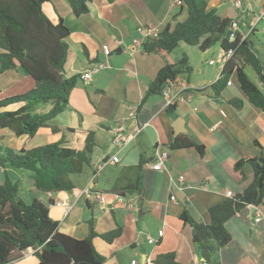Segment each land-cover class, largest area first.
Segmentation results:
<instances>
[{"label": "crops", "instance_id": "crops-1", "mask_svg": "<svg viewBox=\"0 0 264 264\" xmlns=\"http://www.w3.org/2000/svg\"><path fill=\"white\" fill-rule=\"evenodd\" d=\"M227 1L208 0V8L215 7L222 17L237 20V32L244 38L250 33L253 39L264 38V15L259 18L264 0H240L233 15ZM183 4L182 0L179 4L173 0H93L88 13L77 16L68 0L44 3L43 10L50 20L57 23L63 19L70 30L66 76L87 72L90 76L86 80L80 77L68 107L34 136H17L8 127L0 128L1 155L6 149L20 151L54 142L83 149L88 133L94 132L91 164L73 177L76 187L71 191H40L30 170L6 166L0 172L6 171L17 182L21 199L41 201L50 216L59 221L62 233L78 239L88 236L90 214L98 233L121 226V235L112 243L100 237L93 240L97 251L106 257L103 264H131L133 259L138 264H154L158 254L168 252H174L180 263L206 261L194 241L192 226L182 220V214L199 223H210L211 206L225 199L228 190L242 193L253 181L252 166L245 163L236 170V163L261 158L264 153V111L243 91L237 72L233 69L228 81L219 90L215 88L223 70L219 58L224 51L220 46L216 59L207 57L212 47L191 55L183 46L187 44L180 42L171 52L148 53L142 43H135V39L142 40L139 28L149 26L161 31L181 20L186 8ZM104 45L111 46L109 55L103 52ZM183 56L192 68L190 73L177 77L188 86L183 92L185 99L170 110L162 94L145 98L158 72ZM211 59L214 64L209 63ZM96 62H105L109 67L93 71L91 65ZM255 83L261 85L259 78ZM34 86V80L18 68L0 73V97L26 92ZM234 100H241V106L237 107ZM50 107L37 105L36 112H47ZM131 108H136L133 115ZM53 126L58 130L53 131ZM118 127L132 136L123 147L113 142ZM177 136L202 145L203 153L194 147L170 150L168 146ZM157 146L169 152L162 170L151 166ZM116 154L119 161L109 162ZM141 158L146 159L142 166ZM180 176H184L183 182ZM138 177L142 193H129L128 186ZM173 194L183 201H173ZM225 226L232 240L219 251L221 264H264V202L246 206ZM149 237L155 242L149 243ZM13 263L37 264L34 250H25Z\"/></svg>", "mask_w": 264, "mask_h": 264}, {"label": "trees", "instance_id": "trees-1", "mask_svg": "<svg viewBox=\"0 0 264 264\" xmlns=\"http://www.w3.org/2000/svg\"><path fill=\"white\" fill-rule=\"evenodd\" d=\"M50 0H0V73L18 68L29 75L35 86L29 91L14 94L0 100V128L8 127L17 136H34L69 105L70 94L76 87L80 75L67 77L65 66L69 46L68 26L60 19L50 20L43 10L44 3ZM93 0H68L73 12L83 15L89 11ZM187 9V17L177 20L173 26H166L157 38L143 43L144 50L171 52L180 42L207 50L219 44L224 52L233 49L234 53L226 62L216 89L228 81L233 69L237 72L241 87L250 101L264 111V63L257 55L255 41L250 33L245 38L238 32L234 38L226 37L230 24L229 17H222L215 7L208 8V0H182ZM182 6V7H183ZM256 72L261 85L248 76L246 67ZM192 70L187 56L176 64L166 65L151 82L145 94L148 98L162 94L167 79H176L182 73ZM21 104L14 110L10 105ZM51 106L47 112H36L37 105ZM237 107L241 100H234ZM170 106L168 109H172ZM53 131L58 128L52 127ZM258 145V142H255ZM196 148L201 154L204 147L194 140L177 136L170 143V150ZM94 149V132L90 131L83 149L64 146L63 142L48 143L13 151L6 149L0 154V169L11 166L34 173L36 187L42 192L71 191L76 185L73 177L83 172L91 164ZM264 153L261 158L239 160L235 169L240 170L245 163L253 169V181L242 192L226 197L209 208L210 223H199L187 214L182 220L193 228V238L206 261L221 264L219 251L227 245L232 236L226 229V222L246 206H258L264 202ZM146 159H140V166ZM4 171V170H3ZM129 193H142L140 177L135 184L128 186ZM90 232L82 239L59 231V221L52 218L47 207L39 200L26 202L18 195V185L6 171L0 182V264H14L25 250L33 249L37 264H103L106 257L100 254L94 238L100 237L112 243L122 233V227L98 233L94 221L88 219ZM154 264L180 263L174 252L158 254Z\"/></svg>", "mask_w": 264, "mask_h": 264}, {"label": "built area", "instance_id": "built-area-1", "mask_svg": "<svg viewBox=\"0 0 264 264\" xmlns=\"http://www.w3.org/2000/svg\"><path fill=\"white\" fill-rule=\"evenodd\" d=\"M173 1L176 4L177 3L179 4L181 2V0H173ZM235 5L239 7L241 5V1L237 0L235 2ZM263 15H264V10L261 12L259 18L262 17ZM238 26H239L238 21L234 20L230 24V30L236 31L238 29ZM139 32L141 34L142 40L135 39V43L136 44L142 43V45L148 39L157 38L160 35V31L157 28L149 27V26H146V27L144 26V27L139 28ZM234 36L235 35L232 32L229 35V38L232 39V38H234ZM119 43H121V42L117 41V44H119ZM110 51H112V48L110 45H104L103 46V52L106 55H109ZM233 53H234L233 49H229L228 51L223 53L222 57L219 60L222 69L224 68V65L226 64V62L231 58ZM209 63L214 64L215 60L211 59L209 61ZM107 67H109V65L105 62H96V63L91 65V70L97 71L100 69H106ZM89 76H90V72H87L84 75H82L81 78L86 80L87 78H89ZM230 83H231V81L228 82V84H230ZM187 89H188V86L186 85V83L184 81L180 80L179 78H176L174 80L170 79V78L167 79L166 84L162 90V95L166 101V106L167 107L175 106L178 102L183 101L185 99L183 92L186 91ZM135 111H136V108H131V114L132 115L135 113ZM143 127H144V125H142L138 129V132H140L143 129ZM131 139H132V136L124 134L123 127H118L115 130V135L113 138V142L115 145H117L119 147H123L126 144H128V142ZM168 160H169L168 150H165V149L157 146L155 148V159L152 161L151 166L155 170H162L163 168L166 167L165 164ZM118 161H119V157L116 154V155H113L111 157V160L109 162L116 163ZM104 164H106V162ZM179 180H180V182H183L184 176H180ZM86 193H88V191H86ZM226 195H227V197H233L235 194L232 191L228 190L226 192ZM103 198H104L103 196H100V200L103 201L104 200ZM171 199L177 203L179 202L177 196L174 194L171 196ZM58 205H61V203H59ZM66 206H67V208L70 207L69 205H66ZM251 206H254V205H251ZM256 220L258 221V220H260V218H257ZM159 233L162 234V231H160ZM148 242L154 243L155 239L153 237H149ZM131 264H138V261L133 259L131 261ZM201 264H207V262L203 261Z\"/></svg>", "mask_w": 264, "mask_h": 264}, {"label": "rangeland", "instance_id": "rangeland-1", "mask_svg": "<svg viewBox=\"0 0 264 264\" xmlns=\"http://www.w3.org/2000/svg\"><path fill=\"white\" fill-rule=\"evenodd\" d=\"M227 5L230 6V8L232 9L231 15H233L234 14V9H235V3L234 2L229 3L227 1ZM223 7H225V6H223ZM218 14L219 15H221V14L223 15V13H221V12H218ZM186 17H187V9L185 8L182 11V13H181V20L182 19H185ZM253 40L255 42H258L259 40L261 41V44H260V42H258V44L256 46H257L258 50L260 51V53L262 54L261 56H262V59L264 61V47H263V45H264V38H261L260 36H255ZM183 46H186L185 48H189V51H191V55H197L198 52H200V49L197 46H193V45H189V44H187V45L183 44ZM219 46H220L219 44L214 45L211 48V50L209 51L210 53L207 54V57L208 58L212 57V58H216L217 59L219 57V54H220V48H219ZM206 66H208V65L206 64ZM246 72H247L248 76L251 78L252 81L258 82V76H257L256 72L254 71V69L251 66H247ZM22 93H25V92H22ZM17 94H21V93H17ZM11 95H14V94H7L6 96L2 95L0 97V100L1 99H4L6 97H9ZM39 106L40 105H38V107ZM0 181H3V173L2 172H0ZM88 218L89 219L91 218V214L89 215Z\"/></svg>", "mask_w": 264, "mask_h": 264}, {"label": "water", "instance_id": "water-1", "mask_svg": "<svg viewBox=\"0 0 264 264\" xmlns=\"http://www.w3.org/2000/svg\"><path fill=\"white\" fill-rule=\"evenodd\" d=\"M232 32L234 33V35H236V34L238 33L237 30H236V31L228 30V32H227V34H226V37H229V35H230ZM259 162H260L262 165H264V161H263V160H259ZM177 198H178L181 202L183 201V198L180 197L179 195H177ZM141 243L144 244V241H141Z\"/></svg>", "mask_w": 264, "mask_h": 264}]
</instances>
